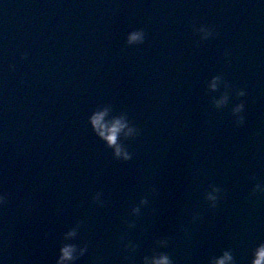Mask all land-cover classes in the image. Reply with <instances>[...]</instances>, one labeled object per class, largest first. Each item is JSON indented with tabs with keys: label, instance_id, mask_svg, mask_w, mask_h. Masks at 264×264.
Segmentation results:
<instances>
[{
	"label": "water",
	"instance_id": "obj_1",
	"mask_svg": "<svg viewBox=\"0 0 264 264\" xmlns=\"http://www.w3.org/2000/svg\"><path fill=\"white\" fill-rule=\"evenodd\" d=\"M136 206L139 212H133ZM73 227L77 235L67 241L88 248L72 264H144V256L153 250L168 252L174 264H210L217 256L198 233L171 213L147 204L119 203L90 208L60 223L15 264H56L64 234ZM161 239H167V244H161ZM129 241L137 246L125 247Z\"/></svg>",
	"mask_w": 264,
	"mask_h": 264
},
{
	"label": "clouds",
	"instance_id": "obj_2",
	"mask_svg": "<svg viewBox=\"0 0 264 264\" xmlns=\"http://www.w3.org/2000/svg\"><path fill=\"white\" fill-rule=\"evenodd\" d=\"M197 32H199L202 38H208L214 34V29L210 26L201 24L197 27ZM129 41L142 42L145 39V31L142 28H136L129 32ZM223 80L221 74L212 76L210 81V87L216 89L219 87L220 82ZM225 87L230 85L227 81H224ZM238 95L244 96L245 89H240ZM229 101L228 92H224L219 98H214V102L217 106L224 105ZM244 109L245 104L243 101L234 105L232 111L238 114L237 119L240 123L244 122ZM108 111L107 108L102 110H95L89 117L93 124L95 131L104 138L109 146L114 150V154L123 159H131L132 153L129 152L128 147L120 140V135L123 133L125 136H134L137 133V128L130 124L125 115H120L114 117L110 122H104L103 116ZM255 189L264 190V185L257 183ZM254 189V191H255ZM220 188L217 186H212V191L207 193L208 198L216 202L218 199L217 193ZM6 199V194L0 192V204H2ZM143 202V201H142ZM133 212H139V206L133 208ZM130 223H134L131 221ZM78 227V225H77ZM77 227L69 229L65 234V241L61 243L59 249V255L56 260V264H72L73 261L77 260L78 257L82 256L87 251V244L80 246L74 242H68V237H74L77 235ZM161 244L166 245L167 239H161ZM137 245L129 241L125 247L135 248ZM144 264H174L171 255L163 250H153L151 255H145ZM0 264H3L0 261ZM210 264H235V258L231 249H225L222 254L212 257ZM250 264H264V242L257 244L252 250V257Z\"/></svg>",
	"mask_w": 264,
	"mask_h": 264
}]
</instances>
